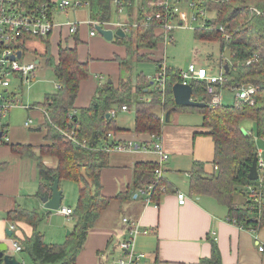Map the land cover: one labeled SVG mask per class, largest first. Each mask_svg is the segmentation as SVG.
I'll return each mask as SVG.
<instances>
[{
  "label": "trees",
  "instance_id": "16d2710c",
  "mask_svg": "<svg viewBox=\"0 0 264 264\" xmlns=\"http://www.w3.org/2000/svg\"><path fill=\"white\" fill-rule=\"evenodd\" d=\"M79 1L87 6L92 21L101 24L109 22L113 12L116 14L114 0ZM216 1L211 0L206 7L207 12L212 11L214 16L197 23L194 38L206 42L215 41L219 44L221 54L226 50L229 52L230 62L225 64L226 72L221 61L226 78L225 89L248 84L256 90L252 106L234 100L231 105L222 104L211 109L207 104L209 97L205 82L197 80L189 83L192 101L205 105L198 108L202 113V127L213 141L214 157L211 164L216 166L215 171L206 174L204 165L194 162L188 174L189 193L211 197L227 209L228 218L235 219L245 230L255 232L264 227V208L263 204L249 205L251 202L245 189L252 186L264 197V174L256 181L247 178L253 157L258 152L253 135L264 141V0ZM121 2L125 5L128 23L144 20L143 13H149L148 10H135L137 15L134 16L135 1ZM140 3L145 6L146 0H140ZM8 7L16 14H29L44 7L50 16L56 10L57 3L52 0H12ZM155 29L139 25L135 32L121 39L116 38L114 43L122 45L126 50L123 58L116 57L118 65L129 69L133 53H137L138 60H147L148 56L139 54V51L157 49L162 36ZM48 37L39 39L45 42ZM77 41L75 39V43ZM48 46L44 53H40V57L46 66L52 67L58 87L54 93L47 94L40 105L48 114V118H44V143L34 147L12 146L11 149L16 154L35 160L41 180L36 193L39 198L48 197L53 178L74 180L79 185L78 204L71 213L73 227L63 244L47 245L43 242L42 234L36 230L43 216L26 210L10 211L6 216L12 222H25L33 230L32 235L25 238L21 245L30 260L28 264H75L88 231L96 225L112 199H126L156 182L151 194V199L156 202L169 189L166 181L156 180L154 172L158 168L157 164L139 163L135 166L132 188L115 198H105L99 192V172L106 167L108 154L94 149L101 140L107 138L109 132H117L116 122L108 113L123 105L135 106L136 134L159 136L163 123L158 111L178 112L183 109L174 105L171 90L180 77L174 70L167 69L164 92L156 87L155 82H149L142 76H138L135 87L129 79L124 78L119 79L116 85L108 82L98 86L87 107L76 111L74 103L81 82L88 79L89 63L79 61L77 49L68 45L58 46L57 56L53 58ZM159 64L157 61V66ZM246 121L251 122L254 129L247 134L242 133ZM65 130L67 133L74 131L75 141L61 134ZM34 149L38 150L37 155H33ZM44 157L54 158L55 166L46 168L42 163ZM161 187H164V192L160 190ZM237 194H243L241 202L236 200ZM210 246V257L203 258L201 264H222L216 242L210 240Z\"/></svg>",
  "mask_w": 264,
  "mask_h": 264
},
{
  "label": "crops",
  "instance_id": "0c3cea01",
  "mask_svg": "<svg viewBox=\"0 0 264 264\" xmlns=\"http://www.w3.org/2000/svg\"><path fill=\"white\" fill-rule=\"evenodd\" d=\"M59 1L52 0L55 4ZM69 10L64 12L55 10L51 14L56 26L50 33L48 42L49 45L54 42L57 49L58 46L68 45V42L61 43V39H67L62 31H68L63 26L68 21L58 24L55 22L54 16L67 15ZM77 10L78 7H74L71 11L74 18L77 17L75 15L78 14ZM125 19L126 17L112 15V19L101 28H109V30L115 31L119 29L118 24L124 22ZM75 22L79 24H77L75 37H73L74 43L75 39L79 40L82 36L80 33L81 25H87L89 32L91 28L86 21L81 22L78 19L70 23ZM116 38L113 37L110 41L113 43V47L110 48L108 58L113 53H117L118 56L116 57L121 59L125 56L123 53L125 48L122 50L119 48L122 45L115 46L117 45L114 43ZM77 55L79 61L86 62L83 61V55L79 54V51H77ZM34 62L40 66V61L35 60ZM91 66L92 71L103 70L98 64L91 63L88 66L89 74ZM89 74L88 79L80 84L74 103L76 111L87 107L98 86L102 85L101 82L97 83L89 78ZM100 79L98 78L99 81ZM129 111L130 107L127 111L118 114L121 115ZM183 111L190 112L188 114L191 115L198 114L197 116L201 120L198 124L181 126L178 125L177 114L173 112L170 118L172 121L166 123L164 112L158 111L163 124L160 135L154 138L146 133L136 134L134 132V117L131 121H126L124 117L116 121V115L114 122H116L117 132H109L111 137L108 139L106 136L107 138L101 140L94 149L108 154L106 167H103L99 172L100 194L108 199L115 198L118 194H124L133 186L132 181L136 165L139 163L158 164L159 156L151 151L155 140L168 155V160L162 164L161 179L166 181L169 189L161 194L156 202L149 199L145 194H139L138 191L126 199L122 197L112 199L97 220L96 225L88 231L75 264H105L112 256H118L119 241L128 238L126 229L128 227L122 223L124 218L137 223L141 231L143 229L148 231L147 234L137 236L133 240L134 249L146 255V264H201L203 258L210 257V240L216 242L222 264H264V252H258V247L264 246V227L255 232L240 229L229 224L227 209L219 205L214 199L206 195L189 193L188 174L193 163H202L206 174L212 173L214 171L213 164H211L214 149L211 137L206 134V130L202 127L200 109L183 107L181 112ZM8 120L9 114L6 122L7 134L10 129ZM37 130H41V128L39 127ZM9 141V144L0 146V250L3 251L7 248L3 252V256L13 255L21 264H28L30 260L23 252L21 245L25 238L32 235L33 230L25 222H12L6 213L14 210H26L43 216V220L36 226V230L42 234L43 242L47 245H61L68 237L66 231H72L74 221L72 216H65L59 211L66 208L71 209V211L75 209L78 204L79 185L74 180H58L62 199L61 208L57 211L45 210L36 195L41 180L35 160L28 156L16 154L11 149L12 146L19 145L34 147L42 145L44 142L34 141L31 144L19 140L13 143L10 137ZM106 142L123 146L130 144V146L124 152L108 153L101 150ZM143 146L148 152L142 150ZM32 153L37 155L38 150L34 149ZM42 163L49 169L55 166L56 161L52 157H44ZM173 175L180 176L182 181H175L173 178L168 180ZM92 189L94 192L95 189ZM176 192L186 196L183 205L178 204ZM119 210L124 212L121 216ZM8 231H10V235L7 234ZM13 242H17L18 246L21 247L20 251H16L12 245ZM0 264H2L1 261Z\"/></svg>",
  "mask_w": 264,
  "mask_h": 264
},
{
  "label": "built area",
  "instance_id": "2783aa9c",
  "mask_svg": "<svg viewBox=\"0 0 264 264\" xmlns=\"http://www.w3.org/2000/svg\"><path fill=\"white\" fill-rule=\"evenodd\" d=\"M134 1V11L148 10L149 13L144 12V20L135 21L134 23H128L125 19L124 22L118 24V28L125 34L135 32L139 25H143L148 28H156L155 30L159 31L162 36L161 43L166 42L167 40L171 41L172 38L170 33L173 29H178L180 27L186 28L193 23H201L203 20H210L213 17L210 16V13L213 12L210 11V13H208L206 10V7L209 6L211 0H146L145 6H142L140 0ZM11 2L12 0H0V146L10 143L8 134L6 133L7 126L5 120L7 119L11 109L17 107L27 111L37 109L36 106L30 107L23 105L21 102L19 103L17 99L22 92L23 85L31 82L34 71L39 67V65L35 64V62L19 64V60H21L25 54V50L23 49L24 44L28 39H30V37L45 39L50 35L56 26L52 16L47 15L44 7L35 9L29 14H16L8 7ZM113 2L117 17L127 18L123 2H121V0H114ZM219 2H221V0H218V2L216 1V3ZM81 5L84 4L79 0H60L57 3L56 10L58 12H64L67 9H74V7L76 8ZM136 15L137 11L134 13V16ZM105 23L101 24L97 21H88L87 24L91 27L89 32L90 36H95L97 34L94 28L96 25L103 27ZM77 24L79 23L68 22L64 23L63 26L67 28L70 35L75 36ZM17 52H20V57H17ZM163 65V63H160L159 66H157V72L153 78V82H155L156 87L161 92H164L166 79L165 74L168 69ZM222 70L218 74H211L203 67H198L196 64L192 63L188 66L186 71L178 73L180 77L178 83L181 85H189L191 81H204L206 94L209 97L207 104L209 108L213 109L214 107L222 105L220 91L224 88V84L226 82V78L224 77ZM15 81H18V84L13 87L12 85ZM229 89L235 93V100L237 102H245L250 106L254 104L253 96L256 89L252 86L242 84V86H236ZM127 110L128 107L123 105L119 109L110 110L108 114L110 117L115 118L118 113ZM40 113L43 120L44 118H48V114L44 109H42ZM32 122V119L28 118L23 125L25 128H31ZM74 135V131H70L69 135L67 134L66 136L75 141ZM107 137L109 139L111 134L108 133ZM154 137L155 136H153V138ZM82 146H84V143ZM129 146L106 142L101 150L108 153L124 152L128 150ZM142 150L147 151L144 146L142 147ZM151 151L155 152L159 156V163L157 164L158 168L155 169L154 172L156 174V180H158L161 179L162 164L168 160V155L162 150V147L157 140H155L152 144ZM256 163L257 178L260 179V176L264 174V153L262 150L257 152ZM215 169L216 166L214 167V171ZM155 185L156 182L155 184L148 186L146 189H140L138 193L145 194L149 199H151V194L156 187ZM160 190L164 192V187H161ZM245 190L246 193H248L249 201L251 202L249 205L252 204L254 206H258L263 204L264 208V197L262 194L258 193V191L252 186H247ZM176 195L178 204L183 205L186 201V196L180 192H176ZM250 209L252 210L251 206ZM59 212L65 216H72V211L69 208L61 209ZM228 222L240 229H244L237 224L235 219L229 218ZM122 223L128 227L126 228L128 238L126 240L119 241L117 246L119 251L118 256H112V258L105 264H146V255L143 252L139 253L134 249L133 240L137 236L147 234L148 231L145 229L141 231L137 223L129 221L127 218L122 219ZM12 245L15 247L16 251L21 250V247L18 246L17 242H13ZM258 252L263 253L264 246H259Z\"/></svg>",
  "mask_w": 264,
  "mask_h": 264
},
{
  "label": "rangeland",
  "instance_id": "374dc122",
  "mask_svg": "<svg viewBox=\"0 0 264 264\" xmlns=\"http://www.w3.org/2000/svg\"><path fill=\"white\" fill-rule=\"evenodd\" d=\"M71 11L72 9L69 10L67 15L59 14L60 16H54L55 22L61 24L67 21L73 22L75 19H78L81 22H87L90 20L87 6L81 5L78 7V14L75 15L79 18H74V15H72ZM113 16H115L114 12ZM210 16L214 15L210 13ZM80 27V33L82 36L75 44L73 40V37L75 36L70 35L68 31H62V34L67 36V39H61V43L68 42L69 46L76 48L77 51H79V54L83 55V61H86L89 64H98V66L102 67L103 70L92 71L91 66L89 74V78H92L93 81L97 83L101 82L102 85L107 84L108 82L116 84L119 79L124 78L129 79L131 85L135 87L138 76H142L149 82H153V78L157 72V61L163 63L165 68L172 69L176 73L186 71L188 66L194 63L196 66L203 67L204 69L208 70L211 74H218L222 70V63L223 66H225L226 62H230L229 52L226 50L221 54L219 44L217 42H206L197 39L195 40L194 30L196 27H198L197 23H193L186 28L180 27L178 29H173V31L170 33L172 38L171 41L167 40L166 42L159 43L157 46L158 48L155 50L140 51L139 54L142 53L148 56L147 60H138L137 53H133V62L129 69L118 65L116 60V56H118L117 53H113L110 58H108L110 48L113 47L112 42L107 40L105 41V39L98 32L95 36H89V27L87 25H81ZM105 29L109 30V28ZM47 45H49L48 41L41 42L40 39L34 37H30V39H28L24 44L23 49L25 50V54L23 58L19 60V64H28L38 60L40 61V66L34 71L31 82L23 85L22 92L17 99L18 102H21L23 105L30 107L35 105L37 109H32L28 112L27 110H22L18 107L11 109L8 120L10 126L8 136L13 141V143L18 142L19 140L21 142L31 144H33L34 141H43L42 138L44 136L45 130L44 120L42 115L39 113L42 110L40 105L44 101V97L47 94L54 93L57 87V82L56 79H54L52 67L46 66L44 59L40 57V53L45 52ZM115 46L119 47L118 45ZM48 47L50 49L51 56L56 57L58 49L57 46L55 47L54 42H51ZM119 48H122L123 50L125 47L121 46ZM123 53L125 54V49ZM104 56L106 57L104 58ZM222 60L223 62L221 63ZM98 78H101L100 81ZM17 84L18 81H15L13 82L12 86L14 87ZM220 96L222 98L221 104L225 106L233 104L236 97L235 93L229 88H222L220 91ZM166 113L167 112H164V114ZM175 113L177 114L179 120L178 125L181 126L188 124H198L201 120L199 116H197L198 114L191 115L188 114L190 112L187 111H178ZM134 115L135 106L132 105L130 106V111L128 113H123L121 115L117 114L115 119L117 121L124 117L126 121H131ZM28 118L32 119L33 121L30 129L25 128L23 125ZM5 122H7V119ZM39 127L41 130H37ZM251 130H254L252 123L249 121L244 122L242 126V133L247 134ZM62 132V135H69V132L67 133L66 130L63 133ZM67 139L69 138L67 137ZM253 139L258 151H264V141L260 138L257 139V137L254 135ZM171 178H173L175 181H182L180 176L178 177L173 175L172 177H169L168 180ZM235 198L238 202H241L240 200L243 198V194H237ZM123 213V210H119L120 216ZM228 220L229 218L227 221Z\"/></svg>",
  "mask_w": 264,
  "mask_h": 264
},
{
  "label": "water",
  "instance_id": "95a60500",
  "mask_svg": "<svg viewBox=\"0 0 264 264\" xmlns=\"http://www.w3.org/2000/svg\"><path fill=\"white\" fill-rule=\"evenodd\" d=\"M95 31L98 32L105 41H111L113 37L117 38H123L125 37V33L121 29H116L115 31L108 30V29H102L100 26L96 25ZM17 57H20V52H17ZM13 59V58H12ZM225 72L227 71V67H224ZM172 95H173V101L174 105L179 107H192V108H198V107H204L205 105L203 103H196L192 101L191 95L192 90L189 85L179 84L176 83L172 85L171 87ZM173 113V110H168V112L165 114L164 121L166 123L171 122L170 120L171 115ZM256 155L253 157L252 165L250 167V170L247 174V178L251 181L258 180L257 178V169H256ZM50 195L49 197H40L39 200L42 203V206L47 211H57L61 208V191L58 188V178H53L50 188ZM7 231V230H6ZM8 235H10V231L7 232ZM70 231H66V235H69ZM7 249V248H6ZM4 249L3 251L0 250V261L2 264H21L19 261L16 260V258L12 255L3 256V252L6 251Z\"/></svg>",
  "mask_w": 264,
  "mask_h": 264
}]
</instances>
